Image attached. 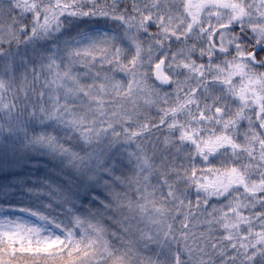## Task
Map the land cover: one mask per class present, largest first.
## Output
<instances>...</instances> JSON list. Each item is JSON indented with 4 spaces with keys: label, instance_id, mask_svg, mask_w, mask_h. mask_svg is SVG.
<instances>
[{
    "label": "clouds",
    "instance_id": "clouds-1",
    "mask_svg": "<svg viewBox=\"0 0 264 264\" xmlns=\"http://www.w3.org/2000/svg\"><path fill=\"white\" fill-rule=\"evenodd\" d=\"M0 264H264V0H0Z\"/></svg>",
    "mask_w": 264,
    "mask_h": 264
}]
</instances>
